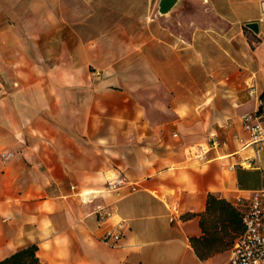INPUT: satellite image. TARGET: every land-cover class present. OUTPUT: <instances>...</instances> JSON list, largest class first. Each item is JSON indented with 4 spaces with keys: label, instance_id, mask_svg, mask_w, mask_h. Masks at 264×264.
<instances>
[{
    "label": "crops",
    "instance_id": "crops-1",
    "mask_svg": "<svg viewBox=\"0 0 264 264\" xmlns=\"http://www.w3.org/2000/svg\"><path fill=\"white\" fill-rule=\"evenodd\" d=\"M57 13L61 0H0V261L34 245L40 264H222L228 250L200 261L189 238L208 194L264 188V148L238 143L264 90V0H177L134 45L132 75L113 71L129 52L113 44L63 50ZM197 147L205 161L185 157ZM118 177L139 190L106 191ZM116 229L118 245L99 241Z\"/></svg>",
    "mask_w": 264,
    "mask_h": 264
},
{
    "label": "rangeland",
    "instance_id": "rangeland-1",
    "mask_svg": "<svg viewBox=\"0 0 264 264\" xmlns=\"http://www.w3.org/2000/svg\"><path fill=\"white\" fill-rule=\"evenodd\" d=\"M157 1L61 0V15L56 14V21L61 22L60 41L63 50L68 52L73 48L74 52L81 55L83 51L80 49L84 50L89 47L91 50L98 43L113 44L115 57L119 51L123 52V49L129 51L125 58L111 62L113 71L117 74L118 68H122L125 69L127 75H132L134 72L132 50L135 44L145 43L150 38L149 22L155 15H158L156 12ZM243 30L245 35L250 38V31ZM43 32L46 36H53L52 30ZM56 47L57 44L41 46L40 52L50 53ZM95 57L101 65L105 63L102 59V48H99V53ZM99 69H96L94 64L88 66L90 73L98 72L100 74ZM0 82L2 81L0 80Z\"/></svg>",
    "mask_w": 264,
    "mask_h": 264
},
{
    "label": "built area",
    "instance_id": "built-area-1",
    "mask_svg": "<svg viewBox=\"0 0 264 264\" xmlns=\"http://www.w3.org/2000/svg\"><path fill=\"white\" fill-rule=\"evenodd\" d=\"M253 90L250 89V95ZM256 108L253 112L240 116V126L245 138L238 139L242 147L264 148V90L256 97ZM216 141L212 140L211 145ZM206 151L201 147L189 148L185 157L197 162L205 161ZM8 153H1L0 158L7 159ZM255 161V159H254ZM250 160L238 161L234 166H227L225 170L232 171L235 167L247 168ZM222 169V168H221ZM127 187L133 193L139 190V185L129 182L124 178H114L106 185V191L114 192L119 188ZM239 212L242 234L237 237L228 250V256L222 264H264V188L251 192L248 196L233 198L231 203ZM93 215L99 223H103L111 216V212L105 207H96ZM171 221V220H170ZM121 238L119 230H107L102 233L99 241L106 246L114 247L118 245Z\"/></svg>",
    "mask_w": 264,
    "mask_h": 264
},
{
    "label": "trees",
    "instance_id": "trees-1",
    "mask_svg": "<svg viewBox=\"0 0 264 264\" xmlns=\"http://www.w3.org/2000/svg\"><path fill=\"white\" fill-rule=\"evenodd\" d=\"M198 217L201 235L189 238V243L200 261L229 250L243 232L238 210L216 195L206 196L204 211ZM35 252L36 247L30 245L1 260L0 264H40Z\"/></svg>",
    "mask_w": 264,
    "mask_h": 264
},
{
    "label": "water",
    "instance_id": "water-1",
    "mask_svg": "<svg viewBox=\"0 0 264 264\" xmlns=\"http://www.w3.org/2000/svg\"><path fill=\"white\" fill-rule=\"evenodd\" d=\"M177 0H158L156 8L157 14L160 16L166 15L171 8L176 4ZM244 28L249 30L252 34H257V24L247 23Z\"/></svg>",
    "mask_w": 264,
    "mask_h": 264
}]
</instances>
